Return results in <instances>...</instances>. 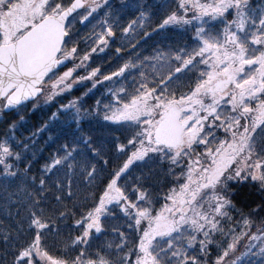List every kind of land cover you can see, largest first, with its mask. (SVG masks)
<instances>
[{
	"label": "snow or ice",
	"instance_id": "obj_1",
	"mask_svg": "<svg viewBox=\"0 0 264 264\" xmlns=\"http://www.w3.org/2000/svg\"><path fill=\"white\" fill-rule=\"evenodd\" d=\"M135 7L125 24L111 0H0V264H264V0ZM168 30L91 64L117 32L120 58ZM60 114L75 128L37 167Z\"/></svg>",
	"mask_w": 264,
	"mask_h": 264
},
{
	"label": "trees",
	"instance_id": "obj_2",
	"mask_svg": "<svg viewBox=\"0 0 264 264\" xmlns=\"http://www.w3.org/2000/svg\"><path fill=\"white\" fill-rule=\"evenodd\" d=\"M113 7L121 11L122 15V23H127L129 20L135 18L138 15V11L136 10V5L144 4V5H158L164 3V0H111ZM127 5L128 7H123ZM158 17L153 19V26H155V20ZM91 26L88 29H82V35L87 34L90 30ZM99 29H97L98 31ZM151 32V28L148 29ZM120 33L117 32V38L110 44L108 48L105 49L104 52H97L92 55L91 64L93 67H101L102 72L105 74H109L111 71L116 70V68L124 62L125 59H128L129 52H141L144 55L150 54L153 49L157 47H167L169 44L176 43L181 40V36L175 30L161 31L159 33L153 32L150 38L142 39L140 35L135 37L133 42L135 43L137 40L139 44L135 50L131 49V46L128 45V41L124 40L123 44L127 46L126 50L119 54L120 58H117L116 48L121 47ZM82 47H87L82 44ZM87 87H91L90 83L85 82ZM78 90L74 91V95H81L84 91H86L85 87L77 86ZM106 93V89L98 86V89L93 90V94L85 97L86 107L94 106L95 101L97 99H101L103 95ZM71 98V97H70ZM66 102V101H65ZM56 111V106H45L41 110L36 112H32L28 110L25 114V123L23 127H21L17 133V135H21L22 137L30 136L33 131L41 126L42 123L49 120L51 117V113ZM70 116H66L64 114H60L58 119L52 120L50 124V128L45 130L42 133L38 134L36 150H37V159L36 165L39 167L40 164L46 160L49 155L55 151L56 147L59 143H62V140L57 141V143H53V141L49 140L48 137L51 135L54 139L57 135H63L64 132H71L72 129L75 128V124L72 123L71 127H69ZM103 121L98 124L95 120L89 123L88 121L83 122V127L85 129L92 128L95 134L99 137L103 132V128L100 126ZM0 131H3V126L0 125ZM21 137V138H22ZM243 247H241V251H243ZM252 259H256L253 257Z\"/></svg>",
	"mask_w": 264,
	"mask_h": 264
},
{
	"label": "rangeland",
	"instance_id": "obj_3",
	"mask_svg": "<svg viewBox=\"0 0 264 264\" xmlns=\"http://www.w3.org/2000/svg\"><path fill=\"white\" fill-rule=\"evenodd\" d=\"M257 2H259V0H257Z\"/></svg>",
	"mask_w": 264,
	"mask_h": 264
}]
</instances>
